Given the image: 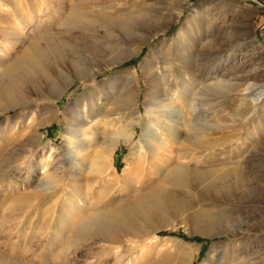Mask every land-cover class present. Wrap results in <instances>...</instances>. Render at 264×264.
Listing matches in <instances>:
<instances>
[{
    "label": "rangeland",
    "instance_id": "obj_1",
    "mask_svg": "<svg viewBox=\"0 0 264 264\" xmlns=\"http://www.w3.org/2000/svg\"><path fill=\"white\" fill-rule=\"evenodd\" d=\"M35 1L20 25L16 24L12 9L16 1L0 0V8L9 20L1 25L16 31L18 38L14 41L12 36H0V54L4 56L0 57V64L27 51L35 39L39 51L31 67L17 71L16 83L10 88L11 97H7L0 86V249L41 264H126L128 259L134 258L136 248L125 252L123 262H116L103 251L105 244L96 240L103 228L116 225L105 213L130 204L135 196L129 184L141 185L140 179L145 181L152 172L150 153L155 143L150 139L155 136H146L152 125L146 106L154 99L147 92L157 88L155 82L149 81L151 71L159 76L168 73L166 63L153 54L155 47L165 45L170 46L172 54L169 96L180 88V78L182 73L187 76V70L200 79L207 73L230 78V86L209 92L210 95L204 96L203 106H192L205 120L191 115V104L176 103L168 110V115L174 119L173 111L178 109L185 125L207 121L213 131L200 138L216 140L213 147L200 152L203 168L188 173L192 193L183 203L188 210L170 209L159 214L170 221L159 223L162 227L156 235L177 239L185 247L182 249L175 240L154 244L145 240L143 243L150 255L146 252L139 264H234L229 252L231 247L240 245L246 247L241 254H248V264L257 260L264 264V132L259 133L260 128L264 130V98L257 107L252 102L254 96L264 94L259 91L247 97L244 94L248 86L264 84V0L87 2L85 9L96 13V20L79 29L73 24H63L70 3L75 0H65L64 5L51 8L42 6L41 0ZM178 11L180 18L172 21V12ZM50 13L57 17L50 18ZM190 30L193 33L188 34ZM191 38L195 40L192 49ZM208 38L216 39L212 53L198 55L195 46ZM179 41L182 44L177 46ZM139 43H144L140 51L136 48ZM190 50L197 55L185 59L187 68L182 67L180 56ZM102 60L107 63L90 78V68ZM130 76L129 91L139 97L137 105L124 109L119 115L108 113L112 106L103 104V110L104 122L117 128L141 112L131 141H123L110 158L99 146L100 136L92 138L93 131L87 128L89 124L84 128L88 135L85 143L69 135L80 124L91 123L88 111L94 98H104L103 93L110 84L123 83ZM96 110L103 113L100 108ZM161 121L169 125L162 117ZM183 130L186 134V129ZM161 132L155 131L159 140L172 139L171 135ZM52 147L50 162L47 157ZM64 151L72 158L64 160ZM43 155L45 165L39 166L40 174L46 168L53 174L52 186L57 192L40 194L23 215L17 216L14 204L25 194L32 193L38 184L27 183V175L32 172L30 162L35 163ZM135 166H139L141 172L136 181L131 178ZM224 168L226 172H222ZM73 171L101 174L89 195L92 202H98L97 208L90 212L98 213L97 225L85 231L78 225L71 229L68 223L83 218L76 209L77 199L73 198ZM203 198L220 201L222 205L216 209V215L204 212L197 216ZM9 213H14L15 218L1 223L2 217ZM136 216L145 229L149 228L151 223L145 225ZM227 228H231V233L243 230L244 234L229 235ZM80 233H84L88 241L59 251L58 238L65 241Z\"/></svg>",
    "mask_w": 264,
    "mask_h": 264
},
{
    "label": "bare ground",
    "instance_id": "obj_2",
    "mask_svg": "<svg viewBox=\"0 0 264 264\" xmlns=\"http://www.w3.org/2000/svg\"><path fill=\"white\" fill-rule=\"evenodd\" d=\"M4 1H8V0H4ZM14 1L16 2L15 5H12V9L14 10L13 11L14 17L16 18L15 22L16 24L18 23L20 25H23V21L26 15L29 14L28 12L32 4L33 5L36 4V1L35 0H14ZM103 1H107V0H81V1L75 0L74 2H71L69 11H67L64 16L63 24L64 25L73 24L74 28L76 29L89 26L92 22L96 20V13L86 10L85 9L86 3L90 2L92 4H98ZM65 2H66L65 0H41L40 3L42 4V6L46 8H51V6L53 5L54 6L64 5ZM17 5L18 8H15L17 7ZM180 14L181 12L179 11L172 12L170 19H172V21H178V19L180 18ZM48 16L50 18L57 17V15H55L54 13H50ZM29 19L30 20L32 19L31 15H29ZM8 22H9L8 18L5 16L4 11L0 8V36H3L4 38L12 36L14 38V41H16L18 39L16 31H9L5 27H2L1 25L3 23H8ZM38 26L40 27L42 26V24L40 23ZM189 33L191 34L193 33V31L190 30L188 34ZM36 40L37 39H35L33 41L34 43L28 47L27 51L16 56L15 59H13L12 61L7 63L3 62L0 64L3 67L0 69V86H2L3 88L2 91L3 93L7 94V97L8 96L11 97L10 88L14 86V84L16 83L15 75H17L16 74L17 71L21 69L29 68L31 67L32 63L36 62V58H38L37 55L39 52L37 48L38 47L37 43L35 42ZM190 40H191L190 48L192 49L195 45L194 44L195 40L192 38ZM215 40H216L215 38L212 40L209 38L203 40L200 43V45L195 46V51L198 52V55L200 54H205L206 56L210 55V53H212V49L214 47L213 42ZM143 44L144 43L137 44L136 48L140 51L143 48ZM180 44H182L181 41L177 42V46H180ZM170 49H171L170 46L166 48L165 45H163L159 48L155 47V51L153 52V54H157V58H162L164 63H166V69H167L166 72L168 73L173 71L171 65L172 62L170 60L172 56ZM3 51H5V48L3 49ZM195 51L193 53L190 50L186 54H183V56H180L183 65L182 67L187 68L185 64V59L191 57L192 55L194 56L195 54L197 55ZM0 57H4V56L0 54ZM104 63H107V61L105 60L99 61L90 68V72H89L90 78H94L99 73ZM186 72H187V76H185V74L182 73V76L180 78L181 83H179L180 88L174 92L175 95L173 96H169V91H171V84H170L171 79L169 78V74L164 72L165 73L164 75L159 76L156 75V71L154 70L151 71L150 73L149 81H151L152 84H154L153 82H155L157 85V88H155V90L152 89L149 92H147L150 95V97L154 99V102L148 103L146 106V112L149 115L150 120H152L151 128L146 133V136L147 138L148 136H153V135L155 136L154 139L152 138L150 139L152 140V142L155 143V147L151 149V153H150L152 155L151 157L153 159V163L151 165H149L150 163L148 164L152 172L147 176L145 181L140 179L139 182L142 183L141 185H137V184L135 185L133 183L129 184L133 196H135V198L132 200L130 204L124 205L119 208H115L111 212L108 211L109 209L107 210L108 212H106L105 214L107 215L109 220L111 222H115L116 225L103 228L100 237L98 238V240H96L97 243L105 244V248L103 249V251L113 256L116 262H123L122 258L125 256V252L127 250L136 248V250H134V258L128 259L126 264L141 263L143 260V255L146 252H148L147 255H150V251H147L148 247H146V245L143 243L145 242V240H150L152 243L175 240L176 243L179 244V246L182 249L185 247L184 243L178 241L177 239L159 237L156 235L158 229L162 227L159 226V223L161 222L167 223L170 221L167 218L160 217L159 214L161 212L162 213L168 212L170 209H177V210L179 209V210H183L184 212L188 210L186 205L183 204L187 200V198L190 197V194L192 193L191 192L192 185H190L189 183L188 173L199 171L203 168L204 164L202 162V156L200 152L203 148L210 149L211 147H213L214 140L216 139L214 138L213 140L210 138H206V139L200 138L202 135H207L208 133L213 131V127L207 121H204L202 123L188 122L185 125V123H183L184 121L183 122L181 121V115L179 114L178 109H174L173 111L174 116H176V118L174 119L168 115V110L176 103L191 104V115H193V117H196L199 120L200 119L205 120L204 115L202 117L197 110H192L193 107L195 105H197L196 107L201 106L204 103L203 101L204 96L210 95L209 92L218 91V89L220 88H224V87L228 88L230 86L229 83L230 78L229 79L224 77L218 78V75H216L215 73L213 74L207 73L205 74V78L200 79V76L194 73L193 71L187 70ZM131 79L132 76L128 77L127 80L124 81L123 83L120 82L118 84H110V86L107 88V91H104L103 93L104 98L103 97L94 98L90 103L91 108L88 111L91 123L85 122L80 124V126L77 127L75 130H73L72 132H70L69 135H71L74 138H80L83 141V143H85V140H87V136H88L87 133L85 132L86 129L85 126L89 124L87 128L93 131L92 138L98 139V137L100 136L98 139L99 146L103 149V152H105L108 156H110V158H113L114 152L123 141L129 142L131 141V139L134 138L136 134V124L140 122L142 116H141V112L138 111L137 115L134 114V116L131 118L130 121L124 123L121 127L118 126L119 128H117L116 126L113 125L111 126V124H106L104 122V117L106 115L103 110V104L110 107L112 106V110H108V113L110 115L111 114L119 115L121 114L120 112L123 111L124 109L130 106H134V105L136 106L139 97L129 91V86L131 85L130 84ZM255 91H259L258 93L264 94V84H255L248 86L244 94L247 97L255 93ZM262 98H264V96H254L252 102L255 104L256 107L259 105L260 100ZM102 99H104L105 103H102L103 102ZM97 108H100L103 113L102 114L97 113L96 110ZM201 109H203V107H201ZM161 117L164 118L169 123V125L167 124L164 125L163 123H161L162 122ZM99 127H103V129L100 132L95 130ZM183 129H186L187 131L186 134H183V131H185ZM155 131L161 132V134L164 133L167 135H171L172 139L159 140L156 136ZM263 132L264 130L260 128L259 133H263ZM37 139H40V137H38ZM52 151H53V147L51 149L50 155H48L47 157V160H49L50 162H51ZM43 157L44 155L39 160H36L35 163H32V161L30 162L32 172L29 173V175H27V183H32V181H34V182H38V184L35 190L34 191L32 190L33 191L32 193L25 194L22 200H19L14 204L13 210L16 212L17 216H20L21 214L23 215L27 207L31 205L30 202L33 199H37L40 196V194L49 193L53 195L54 193L57 192V188L52 186L53 174L51 172H47L46 171L48 170L47 168L43 170L40 174L39 166L43 167L45 165L44 164L45 159L43 160ZM62 158L64 160H67L72 158V155L67 154L64 151V153H62ZM139 166L134 167L135 172L131 176V178L133 177V179H135L140 176L141 172L139 171ZM237 167L243 169V167L241 166L240 167L237 166ZM147 169H148L147 166L144 167V170L147 171ZM225 170L227 169L224 168L222 172H226ZM73 172H75L74 174L71 175L74 182V186H72V191L74 192L73 198L74 200L77 199L76 209L83 214V218L78 219V221L76 222H68V223L71 224V229L72 226L74 228L78 225V227L82 231L83 230L85 231L87 230L88 227L97 225V222L95 220L98 216V213L91 214L90 212L91 209L97 208L98 202H92L89 199V195L93 192L95 187V182L98 181V178L101 177V174L96 175L92 171H86V172L73 171ZM144 176L142 175L143 178ZM61 181H63V178ZM129 195L131 194L129 193ZM80 196L82 197L81 199H79ZM207 199L208 198H203L202 200L200 199L201 201L199 203H201L202 207L197 209L198 212L197 216H200V214L204 212L210 213L211 215L217 214L218 211H216V209L222 204L218 199L215 198L210 200ZM135 215L139 216L140 220H143L145 225L151 223V225L149 224V228L145 229L143 227L144 226L143 223L139 220L138 221L136 220V218L134 217ZM14 218H15L14 213L6 214L2 217L1 223H7ZM197 224L200 225L199 222H197ZM171 225L173 227H176L175 224H171ZM231 232H232L231 228H227L226 233H228L229 235L232 234L233 236L234 235L236 236L237 234H244L243 230L241 231L238 230L233 233ZM84 235H85L84 233H80L75 237L66 238L65 241L64 239L62 240L61 238H58L59 247H61L59 251L63 252L68 247H71L75 244L78 245V243H81L82 241H88L87 238H84ZM245 248H246L245 246L243 247L241 245L237 248L233 247V249L231 247V252L229 253H230V258H233L234 264L249 263L248 254H243V255L241 254V252L245 251ZM0 264H41V263L29 257H18V256L14 257L10 254L3 252L0 249ZM156 264H162V263H156ZM182 264H187V263H182ZM254 264H262V262L257 260L255 261Z\"/></svg>",
    "mask_w": 264,
    "mask_h": 264
}]
</instances>
